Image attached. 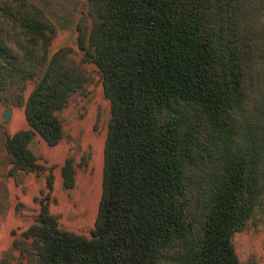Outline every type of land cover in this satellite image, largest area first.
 Returning a JSON list of instances; mask_svg holds the SVG:
<instances>
[{"label": "trees", "instance_id": "1", "mask_svg": "<svg viewBox=\"0 0 264 264\" xmlns=\"http://www.w3.org/2000/svg\"><path fill=\"white\" fill-rule=\"evenodd\" d=\"M85 4L78 47L110 103L98 213L91 237L65 231L45 196L25 250L34 264H240L233 238L264 207V0ZM16 18L32 40L57 31L38 8ZM67 53L20 96L29 127L5 140L13 175L43 172L36 135L63 139L58 112L86 81ZM0 57L27 78L6 45ZM61 175L73 188L72 159Z\"/></svg>", "mask_w": 264, "mask_h": 264}, {"label": "rangeland", "instance_id": "2", "mask_svg": "<svg viewBox=\"0 0 264 264\" xmlns=\"http://www.w3.org/2000/svg\"><path fill=\"white\" fill-rule=\"evenodd\" d=\"M37 8L56 25L49 43L30 39L18 24L20 11L35 12ZM86 8L85 0H0V44L18 58L27 77L17 75L12 81L11 65L0 57V264L4 259L7 264H34L33 256L24 248L29 244L21 234L36 221L40 201L47 195L50 211L62 230L91 237L102 195L110 103L96 67L83 60L84 51L78 47L76 25L87 18ZM61 48L68 50L67 64L79 68L85 84L58 112L64 127L60 143L49 146L36 135L30 144L43 172L13 175L5 140L29 127L20 96L29 95L51 56ZM6 111L8 119L4 118ZM67 159H72L75 169L71 189L62 183L61 169ZM50 176L52 189L47 186ZM233 243L240 264H264V207L234 236Z\"/></svg>", "mask_w": 264, "mask_h": 264}, {"label": "water", "instance_id": "3", "mask_svg": "<svg viewBox=\"0 0 264 264\" xmlns=\"http://www.w3.org/2000/svg\"><path fill=\"white\" fill-rule=\"evenodd\" d=\"M4 118L5 119H8L9 118V111H6L5 114H4Z\"/></svg>", "mask_w": 264, "mask_h": 264}]
</instances>
